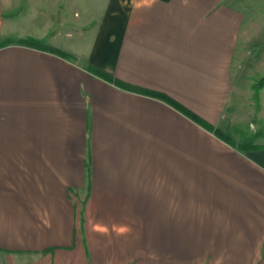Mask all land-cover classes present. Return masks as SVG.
Instances as JSON below:
<instances>
[{"label": "crops", "instance_id": "crops-1", "mask_svg": "<svg viewBox=\"0 0 264 264\" xmlns=\"http://www.w3.org/2000/svg\"><path fill=\"white\" fill-rule=\"evenodd\" d=\"M247 4L0 0V264H264Z\"/></svg>", "mask_w": 264, "mask_h": 264}, {"label": "rangeland", "instance_id": "rangeland-1", "mask_svg": "<svg viewBox=\"0 0 264 264\" xmlns=\"http://www.w3.org/2000/svg\"><path fill=\"white\" fill-rule=\"evenodd\" d=\"M247 10L251 22L250 39L245 47V54L241 56L242 62L239 61L238 66L245 72L246 80L253 86L264 75V0H248ZM55 17L57 18L56 15ZM88 18L91 22L96 18V14H89ZM77 28L82 27L77 26ZM8 264L11 262L9 261Z\"/></svg>", "mask_w": 264, "mask_h": 264}, {"label": "trees", "instance_id": "trees-1", "mask_svg": "<svg viewBox=\"0 0 264 264\" xmlns=\"http://www.w3.org/2000/svg\"><path fill=\"white\" fill-rule=\"evenodd\" d=\"M30 44L33 45H38L39 41L34 39V38H30L27 40ZM1 47V44H0ZM57 53L65 55L62 51L56 50ZM94 73H96L97 75L108 79V80H113L111 76H109L108 74H106L103 71L97 70L92 68L91 69ZM264 87V75L256 82L253 84V89L255 90V94L258 95L260 90ZM158 97L166 100L167 102H169L170 104L176 106L179 110H181L183 113L186 114V116L190 117L191 119H193L194 121H196L197 123H199L200 125H202L203 127H205L206 129L214 132L216 135H218L219 137L223 138L224 140L228 141L231 144H236V142L234 140H231L227 135H224L223 133H221V131L215 127H213L212 125H210L209 123H207L206 121H204L203 119H201L199 116H197L196 114H194L193 112H191L190 110L186 109L185 107H183L182 105H180L179 103H177L176 101L172 100L171 98H169L166 95H161L158 94ZM253 139V138H252ZM252 139L250 140H246L242 143L237 144V146L241 149V150H248V149H252V148H256L257 145H253L252 143ZM264 148V147H263Z\"/></svg>", "mask_w": 264, "mask_h": 264}, {"label": "clouds", "instance_id": "clouds-1", "mask_svg": "<svg viewBox=\"0 0 264 264\" xmlns=\"http://www.w3.org/2000/svg\"><path fill=\"white\" fill-rule=\"evenodd\" d=\"M155 3L156 0H131L134 10L145 8L151 9ZM91 231L102 236H110L114 234L116 237H121L129 234L132 229L128 224L113 222L111 226H109L100 220H96L91 222ZM223 262L224 256L222 254L218 255L214 260V264H223Z\"/></svg>", "mask_w": 264, "mask_h": 264}]
</instances>
